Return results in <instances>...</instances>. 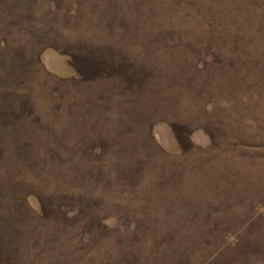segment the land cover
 Returning a JSON list of instances; mask_svg holds the SVG:
<instances>
[{"label": "rangeland", "instance_id": "rangeland-1", "mask_svg": "<svg viewBox=\"0 0 264 264\" xmlns=\"http://www.w3.org/2000/svg\"><path fill=\"white\" fill-rule=\"evenodd\" d=\"M0 264H264V0H0Z\"/></svg>", "mask_w": 264, "mask_h": 264}]
</instances>
